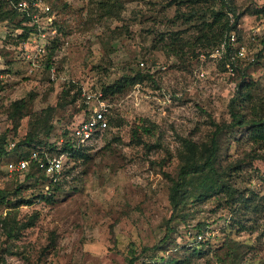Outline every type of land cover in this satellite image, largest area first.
I'll list each match as a JSON object with an SVG mask.
<instances>
[{
	"label": "rangeland",
	"instance_id": "rangeland-1",
	"mask_svg": "<svg viewBox=\"0 0 264 264\" xmlns=\"http://www.w3.org/2000/svg\"><path fill=\"white\" fill-rule=\"evenodd\" d=\"M231 1L240 14L238 38L257 52L264 46V0ZM220 4L46 0L52 22L39 11L40 30L25 47L21 30L0 20V140L16 143L35 131V143L58 145L63 131L83 118L87 97L92 103L101 96L110 112L108 129L83 146L86 158L64 157L57 188L6 171L16 158H0V189L10 192L0 218L12 217L19 199L33 202L16 211L17 222L33 219L16 238H7L0 222V264H128L132 257L133 264H264V147L253 145L246 126L218 136L215 167L226 171L221 183L230 193L195 181L188 194L203 188L204 198L183 210L188 216L172 224L161 248L141 252L165 235L183 140L208 147L215 123L232 121L240 72L229 76L210 56V37L196 43ZM8 7L0 0V12ZM259 72L249 70L256 81L252 102H236L245 119L252 106L264 118ZM22 98L26 114L15 128L9 111ZM47 108L52 111L44 115ZM38 117L46 120L37 126ZM46 125L52 126L47 137ZM141 125L155 126V136ZM202 222L207 227L199 241Z\"/></svg>",
	"mask_w": 264,
	"mask_h": 264
},
{
	"label": "trees",
	"instance_id": "trees-1",
	"mask_svg": "<svg viewBox=\"0 0 264 264\" xmlns=\"http://www.w3.org/2000/svg\"><path fill=\"white\" fill-rule=\"evenodd\" d=\"M19 0H6L8 2L9 7L0 12V20L10 21V23L14 24L17 30H21L18 37L21 42H25L28 38L30 32L34 30V27L30 25V18L26 16V13H21L16 9V3ZM200 2H208L210 0H198ZM221 2L220 9L217 11H211L212 13V21L211 22H203L202 23V37H198L196 43L200 44L204 42L209 37L211 38V42H214L212 48H216L222 41L226 40L229 33L231 31L237 30L238 21L240 19V14L237 13L235 6L233 5L231 0H219ZM176 36V35H175ZM264 49V46L262 50ZM55 50L52 49L48 56H52ZM222 62V61H221ZM251 64L246 65L245 67H237L240 72L241 81L237 85V91L235 97L231 99L230 103V116L231 123L227 126H220L215 123V129L212 132L211 145L204 148L197 149L196 145L192 144L189 140H183L185 145V152L182 153L181 162L177 170L176 179L172 181V185L169 190V204L171 209L170 218L166 222L165 227V235L164 237L155 243L152 247H144L142 249V253L146 251H154L161 248V246L166 242L168 237L170 236L173 227L172 224L178 221H184V219L188 216L187 212L183 213V210L187 208V206L193 204V202L198 198L202 199L205 196L206 190L202 188L201 192L188 194V187L191 186L195 181L200 180L205 184L208 182L212 183L208 187L209 190H213V185L215 187L218 185L221 187V190H225L227 193H230L231 187L226 185L223 182L224 175H226V171H220L216 169V154L218 150V136L229 128L235 127H248L249 128V136L253 143V145H260L264 147V118L263 116L257 117L256 109L252 106L250 114L251 117L249 119H245L242 112L236 109V102L241 101L244 103H251L252 97L250 93V88L253 84H256V81L252 80L249 75V70L251 69ZM109 90L113 91L112 88ZM27 109L26 99L22 98L19 100H15L11 104V109L9 111V118L14 122V127L17 128L19 121L25 116ZM52 111V108H47L45 111H42L44 115H48ZM254 115V116H253ZM43 119L46 118L38 117L35 119L37 126L42 124ZM110 124V121H109ZM36 126V125H35ZM36 126V127H37ZM35 127V130H37ZM143 132L148 135L155 136V126L145 127L141 125ZM52 126L46 125L43 128L46 137L49 135ZM62 143L59 146V151H57L58 146L53 143L50 147H47L41 144V141L36 142L37 132L29 133L26 137L18 141L14 147L9 149L8 142L10 139L5 140L3 137L0 140V158L5 156H12L16 159L19 157H28L32 150L47 149L48 152H56V153H65L66 157H74L78 155L81 158H86V154L84 153L85 149L83 146L78 145L72 137L69 136V132L65 129L62 133ZM14 158V159H15ZM26 172V179H36L39 182L45 184V186H54L58 187L61 179L56 182L49 181L48 177L44 174V172L38 168L36 162H32L28 169L23 171ZM205 188V187H204ZM19 188L16 190L18 193ZM10 192L8 189H0V207L9 201ZM32 200H22L19 199L18 203L15 205V213L11 217L10 213L6 214L5 217L0 218L1 226L3 228V232L6 234L7 238L14 239L17 237L19 230H23L27 227L33 226V219H29L26 222H17L16 221V211H18V207L20 205H30L32 204ZM17 209V210H16ZM183 213V214H182ZM205 223L198 224V232L206 231ZM232 252H234L232 250ZM232 252H227V258L231 255ZM136 258L132 257L128 264H133ZM217 259L223 263L227 261L225 259H221V257L217 256Z\"/></svg>",
	"mask_w": 264,
	"mask_h": 264
},
{
	"label": "built area",
	"instance_id": "built-area-1",
	"mask_svg": "<svg viewBox=\"0 0 264 264\" xmlns=\"http://www.w3.org/2000/svg\"><path fill=\"white\" fill-rule=\"evenodd\" d=\"M45 5L46 0H19L16 3V9L21 13H26V16L30 18V25L34 27V30L29 33L24 47L40 30L39 11L45 14L44 18L47 22H52L53 13L50 7ZM248 49V46L240 41L234 30L229 33L226 40L222 41L212 50L210 56L222 61L225 71L229 76L234 77L236 73H238V66L243 68L251 64V69H258L260 71V78L264 79V49H258L257 52H251ZM44 50V48H40V51ZM140 64L143 66L142 62ZM90 98L91 97H87L86 103L88 107L84 110L83 118L66 128L69 132V136L81 146H84L93 141L96 137L102 135L109 127V105L104 102L101 96L92 103L89 101ZM62 140L61 138L57 145V151L60 149L59 146ZM16 143L10 142L9 140V149L14 147ZM65 156V153H56L55 155L49 154L45 149H41L40 151L32 150L28 157H19L14 161L6 163V171L10 173L23 172L28 169L32 162H36L38 168L44 172L49 181L54 183L59 180L63 174V159ZM202 237L203 233H198L196 235L199 241L202 240Z\"/></svg>",
	"mask_w": 264,
	"mask_h": 264
}]
</instances>
